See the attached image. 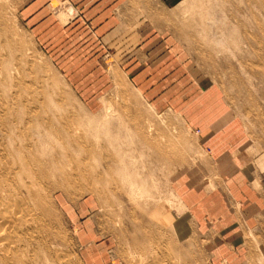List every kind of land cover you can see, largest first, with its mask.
Here are the masks:
<instances>
[{
	"label": "rangeland",
	"instance_id": "374dc122",
	"mask_svg": "<svg viewBox=\"0 0 264 264\" xmlns=\"http://www.w3.org/2000/svg\"><path fill=\"white\" fill-rule=\"evenodd\" d=\"M199 80L264 192V0H0V188L43 186L40 219L28 214L36 225L0 264H204L170 229L190 189L221 186L183 110ZM46 131L68 154L62 172L38 147ZM116 143L142 157L158 214L118 183ZM221 189L224 210L240 208Z\"/></svg>",
	"mask_w": 264,
	"mask_h": 264
},
{
	"label": "crops",
	"instance_id": "0c3cea01",
	"mask_svg": "<svg viewBox=\"0 0 264 264\" xmlns=\"http://www.w3.org/2000/svg\"><path fill=\"white\" fill-rule=\"evenodd\" d=\"M197 87L200 103L183 110L200 127L204 149L209 150L211 163L216 166L215 183L221 186L205 195L199 187L194 188L193 196L191 189L187 192L184 197L189 210L173 218V240L199 247L203 254L199 262L204 264H264V192L251 176L244 152L234 147L235 139L229 138L234 132L227 116L207 106L205 96L210 93H203L208 86L199 80ZM222 185L240 208L224 210Z\"/></svg>",
	"mask_w": 264,
	"mask_h": 264
},
{
	"label": "bare ground",
	"instance_id": "6f19581e",
	"mask_svg": "<svg viewBox=\"0 0 264 264\" xmlns=\"http://www.w3.org/2000/svg\"><path fill=\"white\" fill-rule=\"evenodd\" d=\"M69 10H71V8ZM49 133L50 132L46 131V133L44 134L43 133L39 134L38 147L41 148V152L43 153L42 155L47 156V160L45 164L49 163V165L51 164L55 169H57V171L61 170L62 172L63 167H65L66 164L65 159L67 158L68 154L67 152H65V150L63 151L62 146L60 145V143L58 144L57 140L56 141L54 140L55 144L50 143L51 137L50 138L48 137ZM116 145H119V149L117 152L119 153V158L117 159V161L123 167L125 174L124 176L128 177V178H120L121 181L119 180L118 183L121 185V187L126 188L125 189L126 194H130L132 192L131 194L136 193L139 194V196H141L142 199L136 202L137 207L139 209L143 211L145 210L148 214H154V215L158 214L161 209V206H160L159 197L155 192V189L159 187H157L155 183H154L155 185L152 183V178L149 177L151 176V173L149 172L147 173L146 171L141 173L140 167L142 165L135 163V159H137L136 157H140L138 159V162L141 161L142 157L135 155V159L129 161L127 160L129 155L134 157L131 154L133 152V148L127 147L121 149L120 143H116ZM57 147L59 150L57 149ZM107 157L108 156H105L103 157V159H106ZM145 161L146 158H144V164ZM45 167H47V165ZM53 167H51V169ZM24 172H27L29 175H31L30 172H28V170H24ZM106 172H108V169H104L102 171V173H106ZM118 172L122 173L121 169L118 170ZM143 175L144 177H142ZM70 176L71 175H69V177ZM100 177H101L100 174L99 175L97 174L94 178H91V181L98 182L102 180L105 181L107 179ZM14 179H18V178H14ZM64 179L73 180L74 178H64ZM18 182H19L18 188L20 187V189H23V191H25L24 196L19 193L20 192L19 190L15 189L10 185H5L0 188V249L5 250L6 253L9 251H10L9 253H11L10 248H12L15 245V241L18 240V239L15 240V236L20 231L22 226L24 225L29 227L30 225H32V222H34V219L28 217V214L33 213V215H35V218H39L40 217L39 213L43 212L40 207V204L42 202L41 187L43 186L40 187L39 183L35 181V178H26V180L25 178L24 180L22 178H19ZM99 183L101 182H98L97 184ZM127 188L130 191H127L128 190ZM129 196L132 197L133 195H129ZM45 212L47 214V210ZM34 224L36 225L35 222Z\"/></svg>",
	"mask_w": 264,
	"mask_h": 264
}]
</instances>
